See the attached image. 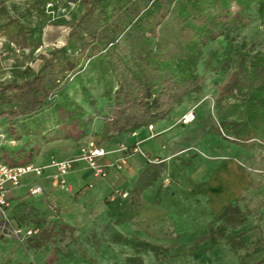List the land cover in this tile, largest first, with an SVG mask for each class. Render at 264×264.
<instances>
[{
    "label": "rangeland",
    "instance_id": "1",
    "mask_svg": "<svg viewBox=\"0 0 264 264\" xmlns=\"http://www.w3.org/2000/svg\"><path fill=\"white\" fill-rule=\"evenodd\" d=\"M230 3L234 11L243 9L247 21L231 38L219 37L205 48L198 64V71L206 76L202 90L186 98L168 118L154 122L158 129L173 124L156 141L163 146L161 141L173 134L179 154L158 163L152 160L162 157H146L150 171L155 172L151 177L147 171L139 182L156 181L158 195L155 200L150 195L124 225L117 220L112 202L125 205L122 194L126 191L137 203L141 198L131 189L137 175L127 172L129 160L119 169L115 156H110V162H100L103 173L81 160L90 138L100 141L109 155L120 154L123 144L132 145L126 139L101 133L100 126L113 103L110 73L89 65L81 77L62 81L63 91L55 94L53 104L39 116L12 125L0 119V162L24 164L23 157L31 152L29 162L45 170L43 176L30 174L28 182L24 178L20 187L12 189L9 215L12 225L22 233L19 238L2 233L0 228V264H264V142L238 141L222 123L223 118L231 121L249 113L248 90L237 91L236 97L222 102L218 99L220 87L239 67L241 53L249 54L245 66L251 76L264 59V10H260L258 0ZM203 5L213 10L211 0H203ZM83 10L79 1L0 0V82L21 81L36 73L42 56L65 43L68 23L79 18ZM17 22L31 30L27 40L20 37L13 41L20 31ZM57 103L92 114L95 126L78 136L74 126H66L69 118L58 125ZM191 109L196 111V119L185 124L182 116ZM261 119L264 122V117ZM42 126L46 133L38 136L37 129ZM181 145L191 147L182 152ZM65 159L76 160L71 168L73 179H67L68 188L60 186L51 166L53 161ZM227 165L234 167H228L223 177L230 184L241 182L243 189L232 202L240 211L225 219L224 212L211 209L210 199L189 188L215 178ZM36 183L45 187L39 196L30 193V185ZM51 222H55L56 232L38 243L37 232ZM64 222L74 230L60 227ZM220 225L225 232H217L214 244L211 229ZM30 231L34 234L29 235Z\"/></svg>",
    "mask_w": 264,
    "mask_h": 264
},
{
    "label": "trees",
    "instance_id": "2",
    "mask_svg": "<svg viewBox=\"0 0 264 264\" xmlns=\"http://www.w3.org/2000/svg\"><path fill=\"white\" fill-rule=\"evenodd\" d=\"M69 1H79L84 10L68 23L65 43L44 54L33 75L21 81L0 82V119L11 125L42 114L47 105L53 104L55 94L63 91L62 81L81 77L89 65L110 73L114 82L112 108L104 118L103 135L112 138L133 133L168 118L186 98L202 90L206 76L198 71V64L205 48L219 37L231 38L247 21L243 9L234 11L230 0H211L213 10H206L203 0ZM258 3L263 11L264 0ZM17 23L20 31L13 41L20 37L27 40L31 30ZM240 56L239 67L220 87L218 99L222 102L236 97L237 91L248 90L249 113L231 121L223 118L222 123L231 128L238 141L264 142V59L256 64L251 76L245 66L249 54ZM91 101L96 104L95 99ZM56 106L60 113L57 124L69 118L66 126H74L78 136L96 124L92 114L84 115L61 103ZM46 130L42 126L37 135L44 136ZM31 159V152L23 157L24 163ZM238 211L239 207L232 204L223 216L227 219ZM53 228L40 230L36 237L49 236ZM217 232L224 233V225L211 229L214 244L218 242Z\"/></svg>",
    "mask_w": 264,
    "mask_h": 264
},
{
    "label": "crops",
    "instance_id": "3",
    "mask_svg": "<svg viewBox=\"0 0 264 264\" xmlns=\"http://www.w3.org/2000/svg\"><path fill=\"white\" fill-rule=\"evenodd\" d=\"M171 126H169V127L162 126L160 129H158L157 125L154 123V130H149V128H147V130H144L146 128H141L140 130H138L137 136H133L132 133H124V134L119 135V136H114L113 138H117L118 140L119 139H126L131 144H135L138 141H142V148L145 151V153L147 154V156H149L150 158L153 159L156 157H162L161 158L162 161H165L168 159L172 160L173 158L177 157V155L179 154V151L176 147V144H174L175 138H173V134H169L167 136L166 141L165 140L161 141V142H164L163 146H161L160 140L158 142L156 141L159 137L161 138V136L163 134L167 133ZM102 127H103V125L101 124L100 129H102ZM155 130H158V131L153 132ZM96 141L101 146L105 147L102 143H100V141H98V140H96ZM189 147H191V145H181L182 152L188 150ZM110 156H113V157L115 156V160H117V162H118L120 160V158L122 157V154L121 153L120 154H112L111 153L110 155L108 154L105 157L101 158L100 162H103V163L110 162ZM128 160H129V163L126 167V169L128 170L127 172H129L130 175H137L136 185L134 186V183H133L132 184L133 186H131L132 192L135 191L136 192V193L134 192L135 195L137 193H139V198L140 197L141 198H140V201H138V199H137V201H138V203H137V202H135L136 198L133 197V194L132 195L130 194L131 198L130 199H128V198L124 199L123 202H126V203L123 206H119V204H118L119 201L112 202V208L115 210V213H116L115 215H117V220H119V222L122 225H124L128 221H131L132 218L138 214V212L140 211L138 207H140V205H143L146 202V199H149L148 197L150 195H153V200H155L157 195H158V191H159V188H157V183L154 184V182H156V181H154V182L148 181L146 183L139 182L140 177L143 174L148 173L147 171H150V169H151L150 168L151 165L147 164L146 157L143 156L142 154L136 153V154H131L129 156ZM139 164H141V165H139ZM228 167L233 168L234 165H227V168L225 166L223 168V170H221L219 172V174H217V176H215V178L213 177L209 180H206V179L201 180V181L197 182L195 185L191 186L193 188H191V187L189 188L197 196L210 199L211 200L210 201L211 209H213L216 212H221L222 214H223V212H225V210L227 209L228 206L232 205V202L237 198V196L239 195V193L243 189V184L241 182L239 184L238 183L230 184L223 177V174H224V172H226L228 170ZM154 172H155V170L152 172L150 171L151 177L154 174ZM73 174L74 173L71 171L68 174L69 177L67 175V179L69 182L71 181V179H73ZM25 182H28L27 178H26ZM22 184H23V182H22ZM35 185H41V184L36 183ZM20 186H18V187H20ZM33 186L34 185H30L29 188L31 189V187H33ZM12 189H16V187H13ZM12 189L10 191V201H11V198L13 196V195L11 196V194L13 192ZM43 189L45 191V187H43ZM36 196H39V195H36ZM57 198L58 197H56V199ZM58 199H59V201H62L61 198H58ZM52 225L54 228L51 231V233L49 234V236L36 238L38 243L40 241H41V243H43V241L49 239L56 232L55 222L49 223L47 226H45L41 230L47 229ZM60 227H62L64 229L71 228V231L74 230V228H72L71 226H69V224H67L65 222L61 223Z\"/></svg>",
    "mask_w": 264,
    "mask_h": 264
},
{
    "label": "built area",
    "instance_id": "4",
    "mask_svg": "<svg viewBox=\"0 0 264 264\" xmlns=\"http://www.w3.org/2000/svg\"><path fill=\"white\" fill-rule=\"evenodd\" d=\"M196 119V111L191 109L182 116V121L185 124H190ZM149 130L154 129V124L148 126ZM138 131L132 133L133 136H137ZM122 157L117 162L119 169H123L129 156L131 154H142L148 157L142 148V141H138L135 144L128 145L123 144L120 148ZM109 154V151L101 146L95 139L90 138L87 142L86 147L82 151L81 160H85L90 163L94 170L98 173H103L104 165L100 163V159ZM76 160H59L53 161L52 167L56 170L57 181L62 188H68L67 175L71 171L72 165ZM153 162H161L162 160H152ZM44 168L34 163L24 164H12L7 162H0V228L2 233L10 232L13 235L20 238L22 231L12 225L11 218L9 215L10 207V191L13 187H18L22 184L23 179L33 174L35 176H43ZM44 192L41 185H34L30 189V193L34 196L40 195ZM130 195L129 191L122 194L123 199H127ZM38 233V232H37ZM34 232L30 231L29 235H33Z\"/></svg>",
    "mask_w": 264,
    "mask_h": 264
}]
</instances>
